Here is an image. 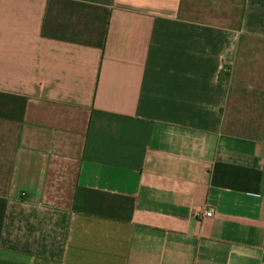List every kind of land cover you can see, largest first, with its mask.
Returning a JSON list of instances; mask_svg holds the SVG:
<instances>
[{"label":"crops","instance_id":"obj_1","mask_svg":"<svg viewBox=\"0 0 264 264\" xmlns=\"http://www.w3.org/2000/svg\"><path fill=\"white\" fill-rule=\"evenodd\" d=\"M0 264H264V0H0Z\"/></svg>","mask_w":264,"mask_h":264},{"label":"built area","instance_id":"obj_2","mask_svg":"<svg viewBox=\"0 0 264 264\" xmlns=\"http://www.w3.org/2000/svg\"><path fill=\"white\" fill-rule=\"evenodd\" d=\"M214 215H215L214 210L211 209V208H209V209H207V210H205V211H203V212H200V213L198 214V216H199L201 219H211V218L214 217Z\"/></svg>","mask_w":264,"mask_h":264}]
</instances>
